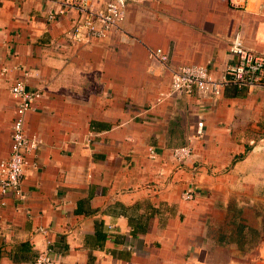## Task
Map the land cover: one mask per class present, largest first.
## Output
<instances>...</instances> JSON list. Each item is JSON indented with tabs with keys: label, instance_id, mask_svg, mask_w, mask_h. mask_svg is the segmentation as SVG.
Here are the masks:
<instances>
[{
	"label": "crops",
	"instance_id": "obj_1",
	"mask_svg": "<svg viewBox=\"0 0 264 264\" xmlns=\"http://www.w3.org/2000/svg\"><path fill=\"white\" fill-rule=\"evenodd\" d=\"M233 1L127 0L122 31L82 44L65 39L78 0H0V164L21 69L42 92L25 130L43 140L23 195L0 194V264L47 249L63 264H264V86L167 96L168 66L219 77L236 32L264 55V0Z\"/></svg>",
	"mask_w": 264,
	"mask_h": 264
},
{
	"label": "built area",
	"instance_id": "obj_2",
	"mask_svg": "<svg viewBox=\"0 0 264 264\" xmlns=\"http://www.w3.org/2000/svg\"><path fill=\"white\" fill-rule=\"evenodd\" d=\"M233 5H237L230 0ZM127 0H106L100 8H92L87 0H78L77 8L81 16L77 18L65 39L69 43L89 44L92 40L104 38L111 32L122 31L121 24L126 13ZM50 17H53L51 14ZM229 53L234 62L224 67L219 77H214L209 68L200 64L168 66L170 71V89L168 95L185 94L198 97L219 96L227 86L238 89L264 86V55L245 46L240 32L233 34L229 40ZM150 59L166 64L168 56L161 48L148 50ZM7 72L6 67L0 69V74ZM30 72L21 69V74L14 80L10 91L15 98V115L12 122L10 154L0 164V194H15L22 196V181L27 166H35L36 162L28 158L34 154L42 143L37 134L29 135L25 130V114L34 108L42 95L39 89L27 88ZM161 99V98H160ZM159 99V100H160ZM150 156L155 157L153 148ZM172 157L178 163H184L192 156L189 145L174 147ZM195 184L192 182L183 190L182 198L191 200L195 194ZM32 264H63L56 252L50 249L39 252Z\"/></svg>",
	"mask_w": 264,
	"mask_h": 264
},
{
	"label": "trees",
	"instance_id": "obj_3",
	"mask_svg": "<svg viewBox=\"0 0 264 264\" xmlns=\"http://www.w3.org/2000/svg\"><path fill=\"white\" fill-rule=\"evenodd\" d=\"M36 256H37V255H36ZM36 256H35V257H36Z\"/></svg>",
	"mask_w": 264,
	"mask_h": 264
}]
</instances>
